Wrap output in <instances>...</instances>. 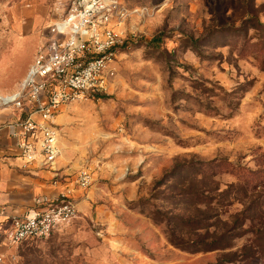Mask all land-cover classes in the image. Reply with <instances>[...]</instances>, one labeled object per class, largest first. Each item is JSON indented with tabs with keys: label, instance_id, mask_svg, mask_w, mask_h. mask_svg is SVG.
Here are the masks:
<instances>
[{
	"label": "rangeland",
	"instance_id": "rangeland-1",
	"mask_svg": "<svg viewBox=\"0 0 264 264\" xmlns=\"http://www.w3.org/2000/svg\"><path fill=\"white\" fill-rule=\"evenodd\" d=\"M68 1L0 0V54L27 48L0 74ZM121 3L113 76L55 120L58 158L92 172L79 217L16 263L264 264V0Z\"/></svg>",
	"mask_w": 264,
	"mask_h": 264
},
{
	"label": "built area",
	"instance_id": "built-area-1",
	"mask_svg": "<svg viewBox=\"0 0 264 264\" xmlns=\"http://www.w3.org/2000/svg\"><path fill=\"white\" fill-rule=\"evenodd\" d=\"M129 15L121 0H69L35 51L19 89L0 95V107L11 106L25 115L14 133L25 161L49 167L60 156L61 129L55 118L63 106L105 90L121 44L115 26ZM92 178L87 167L54 176L51 185L58 187L57 193L35 197L23 215L13 217L8 242L19 246L46 240L77 220L76 195L86 191Z\"/></svg>",
	"mask_w": 264,
	"mask_h": 264
},
{
	"label": "crops",
	"instance_id": "crops-1",
	"mask_svg": "<svg viewBox=\"0 0 264 264\" xmlns=\"http://www.w3.org/2000/svg\"><path fill=\"white\" fill-rule=\"evenodd\" d=\"M16 44L19 45L17 48ZM20 44L10 43L11 47H5L0 59L12 62L15 56H20L23 49H27L26 45ZM34 55L35 51L31 57L28 55L24 69L18 76L0 74V95L19 89ZM22 117H25L23 111L15 110L11 106L0 107V264H17L19 257L21 245H11L7 238L11 219L23 215L32 206L35 197L55 195L58 187L51 185L54 176H67L76 172L73 166L66 163L64 157L57 158L49 167H42L36 162H27L20 156L14 133L19 130L18 123ZM56 118L57 121L62 120L60 115ZM85 192L76 195L79 207L86 199Z\"/></svg>",
	"mask_w": 264,
	"mask_h": 264
},
{
	"label": "trees",
	"instance_id": "trees-1",
	"mask_svg": "<svg viewBox=\"0 0 264 264\" xmlns=\"http://www.w3.org/2000/svg\"><path fill=\"white\" fill-rule=\"evenodd\" d=\"M191 189H192V190H196V189H194V188H191ZM196 191H197V190H196ZM196 191H195V192H196ZM195 192H194V193H195ZM28 243H30V242H28ZM212 249H213V248H212Z\"/></svg>",
	"mask_w": 264,
	"mask_h": 264
}]
</instances>
